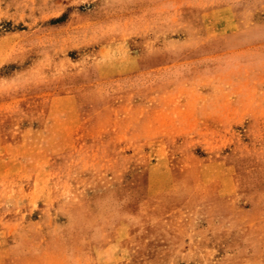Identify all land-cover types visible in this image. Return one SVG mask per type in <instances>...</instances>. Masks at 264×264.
Instances as JSON below:
<instances>
[{"label": "rangeland", "instance_id": "374dc122", "mask_svg": "<svg viewBox=\"0 0 264 264\" xmlns=\"http://www.w3.org/2000/svg\"><path fill=\"white\" fill-rule=\"evenodd\" d=\"M0 264H264V0H0Z\"/></svg>", "mask_w": 264, "mask_h": 264}]
</instances>
